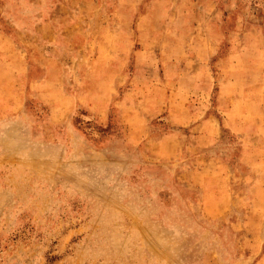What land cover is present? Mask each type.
<instances>
[{"label":"rangeland","instance_id":"obj_1","mask_svg":"<svg viewBox=\"0 0 264 264\" xmlns=\"http://www.w3.org/2000/svg\"><path fill=\"white\" fill-rule=\"evenodd\" d=\"M0 264H264V0H0Z\"/></svg>","mask_w":264,"mask_h":264},{"label":"crops","instance_id":"obj_2","mask_svg":"<svg viewBox=\"0 0 264 264\" xmlns=\"http://www.w3.org/2000/svg\"><path fill=\"white\" fill-rule=\"evenodd\" d=\"M209 54H211V53H209ZM241 54H242V51H240V50L235 53L236 56H235V59H233V60L236 62V64L234 62H232V63H234L235 66H238L239 65L238 61L240 62L243 59V58H240ZM224 63H225V70H229V69H226V66L229 67L231 62L229 63V60L225 59ZM234 65H231V70H232V68H235ZM224 74H225L226 78H224L223 81H221V86H222L221 93L223 95L222 101H227V104L225 106V111L224 110L223 111L225 112V115L228 117V119L233 120L234 125L232 127H237L238 122L234 121V119H233V116H237V114L233 115V111L235 110L234 108L236 107L234 105L237 104L240 101V99H242V97H243V93L240 94L239 90H238V87L243 84L242 80H241L242 76L237 75V74L234 76H232V75L229 76L227 74V71ZM231 85H235V90H233V89L229 90L228 89ZM230 92L235 93V95L230 96L229 95ZM231 120H228V122H231Z\"/></svg>","mask_w":264,"mask_h":264}]
</instances>
